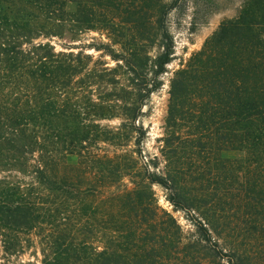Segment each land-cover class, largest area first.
I'll return each mask as SVG.
<instances>
[{"label":"trees","instance_id":"obj_1","mask_svg":"<svg viewBox=\"0 0 264 264\" xmlns=\"http://www.w3.org/2000/svg\"><path fill=\"white\" fill-rule=\"evenodd\" d=\"M174 6L0 0V264H244L243 243L264 228V0H247L173 72L163 174L100 148L127 145L126 127L140 146L143 107L174 54ZM70 24L119 44L93 45L115 66L57 51L51 40ZM116 117L118 127L101 124ZM154 184L191 217L197 240L183 242ZM35 243L41 259L23 260Z\"/></svg>","mask_w":264,"mask_h":264},{"label":"rangeland","instance_id":"obj_2","mask_svg":"<svg viewBox=\"0 0 264 264\" xmlns=\"http://www.w3.org/2000/svg\"><path fill=\"white\" fill-rule=\"evenodd\" d=\"M165 1L168 4H175L167 16V28L174 41V54L172 61L166 67V72L161 76V88L152 93L143 107V114L138 121L144 131L140 146L135 144L136 134L131 129L128 130V127H126V131H130L128 132L130 137L124 147L111 146L108 143L100 145L102 153L106 152L113 155L114 153L126 152L136 159L140 168H148L159 174H163L165 171V160L161 150L163 138L165 137V119L169 103V80L173 72L182 67L192 54L201 50L205 41L218 29L223 20L237 17L247 0ZM51 42L57 51L67 50L65 47H72L71 50L77 53L82 49L85 54L92 55L94 61L99 59L106 61L110 67H114L116 62L111 60L108 55L101 57L102 52L95 50L93 45L108 44L115 50L120 49V45L113 44L105 32L86 30L75 24L66 27L63 38H53ZM150 50L153 57L159 51V47L155 45ZM121 122V119L116 117L104 120L101 124L118 127ZM222 155L224 158L230 159L240 157V154L233 151L223 152ZM129 181L128 177L124 179L127 186L131 187ZM113 190V188L104 190V194L106 195ZM153 191L159 207L170 213L180 226L183 242L187 244L197 240L196 228L190 220L191 217L169 201L166 190L160 185L154 184ZM212 236L214 241H218L221 247L228 248V239L225 236H222L221 239L214 234ZM32 245L20 255L23 260L41 259L37 244ZM241 250L243 251L244 264H264V228L258 235L252 234L250 238H247ZM202 264H226V262L206 256Z\"/></svg>","mask_w":264,"mask_h":264}]
</instances>
